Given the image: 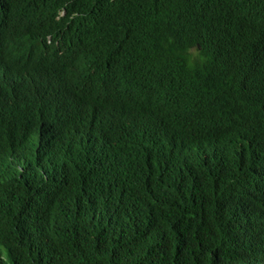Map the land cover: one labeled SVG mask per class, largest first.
<instances>
[{"label":"trees","instance_id":"16d2710c","mask_svg":"<svg viewBox=\"0 0 264 264\" xmlns=\"http://www.w3.org/2000/svg\"><path fill=\"white\" fill-rule=\"evenodd\" d=\"M80 1L70 63L0 51V264H264V0ZM83 43L167 78L75 101Z\"/></svg>","mask_w":264,"mask_h":264},{"label":"clouds","instance_id":"9594fccd","mask_svg":"<svg viewBox=\"0 0 264 264\" xmlns=\"http://www.w3.org/2000/svg\"><path fill=\"white\" fill-rule=\"evenodd\" d=\"M80 0H67L61 3L53 18H39L33 0H0V51L8 48L11 37L17 41H25L31 37L35 40L27 52L29 61L38 63L42 59L53 60L58 54L69 57L68 45L81 42V17L73 12L80 5ZM70 25L74 31L66 42L65 33ZM121 33L107 35L102 44L116 47ZM82 43V42H81ZM194 50V48H192ZM146 57L140 54V60ZM97 58V49L88 48L83 43L82 50L76 55L72 65L75 101L115 103L119 109L127 108L134 94L147 86L159 83L167 76L158 77L152 66H140L136 69L127 63V54L120 52L106 62L92 63ZM41 59V60H40ZM246 66H254L260 72L264 69V52L252 55L243 61Z\"/></svg>","mask_w":264,"mask_h":264},{"label":"rangeland","instance_id":"374dc122","mask_svg":"<svg viewBox=\"0 0 264 264\" xmlns=\"http://www.w3.org/2000/svg\"><path fill=\"white\" fill-rule=\"evenodd\" d=\"M33 141H34V142H37V139H36V138H34V139H33Z\"/></svg>","mask_w":264,"mask_h":264},{"label":"bare ground","instance_id":"6f19581e","mask_svg":"<svg viewBox=\"0 0 264 264\" xmlns=\"http://www.w3.org/2000/svg\"><path fill=\"white\" fill-rule=\"evenodd\" d=\"M17 168V167H16Z\"/></svg>","mask_w":264,"mask_h":264}]
</instances>
